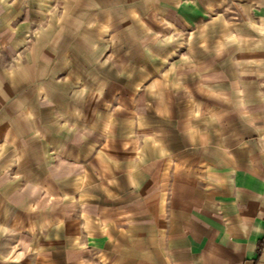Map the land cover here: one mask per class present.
<instances>
[{"label":"crops","instance_id":"1","mask_svg":"<svg viewBox=\"0 0 264 264\" xmlns=\"http://www.w3.org/2000/svg\"><path fill=\"white\" fill-rule=\"evenodd\" d=\"M0 264H264V0H0Z\"/></svg>","mask_w":264,"mask_h":264}]
</instances>
